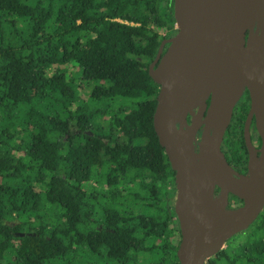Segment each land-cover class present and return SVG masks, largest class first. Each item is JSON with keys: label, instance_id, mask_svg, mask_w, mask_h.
I'll return each mask as SVG.
<instances>
[{"label": "trees", "instance_id": "trees-1", "mask_svg": "<svg viewBox=\"0 0 264 264\" xmlns=\"http://www.w3.org/2000/svg\"><path fill=\"white\" fill-rule=\"evenodd\" d=\"M173 4L0 0V264H127L173 241L149 75L177 31ZM249 108L246 91L222 145L239 171ZM244 233L208 264H264V210Z\"/></svg>", "mask_w": 264, "mask_h": 264}, {"label": "water", "instance_id": "water-1", "mask_svg": "<svg viewBox=\"0 0 264 264\" xmlns=\"http://www.w3.org/2000/svg\"><path fill=\"white\" fill-rule=\"evenodd\" d=\"M173 12L177 31L149 65L153 126L175 172L178 264H206L264 210V0H174ZM246 91L241 173L222 145ZM230 195L243 204L229 208Z\"/></svg>", "mask_w": 264, "mask_h": 264}, {"label": "flooded vegetation", "instance_id": "flooded-vegetation-1", "mask_svg": "<svg viewBox=\"0 0 264 264\" xmlns=\"http://www.w3.org/2000/svg\"><path fill=\"white\" fill-rule=\"evenodd\" d=\"M168 47V44L165 46V50ZM252 139H253V134H252ZM254 145L256 146V148H260L261 143H254ZM239 171V170H238ZM247 171V169L245 171H239L241 173H245ZM219 193V188L216 189V194ZM243 204V201L238 199L237 197L230 195L229 196V208H235V207H239ZM177 220V225L178 228L177 230H173V241L169 242V244L166 246L165 249H163L161 252H157L159 254L158 256V260L155 264H178L179 263V259L177 256V250L181 241V231H180V227H179V221L177 216L174 218V222L171 224V226L174 227L175 223ZM244 232V231H243ZM241 233L236 234L235 236H233L230 240H228L224 246L223 249H227L228 247H230L231 245L229 244L230 242H232V240L234 241V238H238ZM237 241V240H236ZM210 259V258H209ZM207 263L208 264V261Z\"/></svg>", "mask_w": 264, "mask_h": 264}, {"label": "rangeland", "instance_id": "rangeland-1", "mask_svg": "<svg viewBox=\"0 0 264 264\" xmlns=\"http://www.w3.org/2000/svg\"><path fill=\"white\" fill-rule=\"evenodd\" d=\"M80 98L86 99L87 95L85 93H81ZM258 218H260V215ZM258 218H257V220H258ZM244 232H243L244 235H246L247 230ZM239 240H242V236L238 237L237 241H239ZM158 256H159V254L156 251H151V249L150 250L144 249V250H141L138 252H133L134 258H133V260H130L127 264H155L157 261H159ZM96 264H121V263L118 261H112V260H106L105 261L104 260V261H100Z\"/></svg>", "mask_w": 264, "mask_h": 264}]
</instances>
